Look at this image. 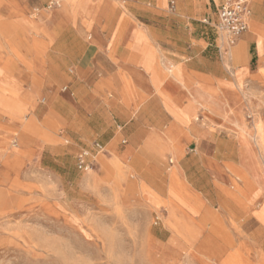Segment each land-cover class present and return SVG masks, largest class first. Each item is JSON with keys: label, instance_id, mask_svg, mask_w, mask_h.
Segmentation results:
<instances>
[{"label": "rangeland", "instance_id": "obj_1", "mask_svg": "<svg viewBox=\"0 0 264 264\" xmlns=\"http://www.w3.org/2000/svg\"><path fill=\"white\" fill-rule=\"evenodd\" d=\"M46 2L0 0V264H264V38L252 20L264 0H250V42L227 54L169 13L124 19L117 1ZM76 33H147L165 50L164 81L178 61L210 67L213 103L189 118L205 139L154 160L121 154L119 140L79 172L77 151L53 141L63 128L34 117L46 110L37 74L61 46L78 48Z\"/></svg>", "mask_w": 264, "mask_h": 264}, {"label": "crops", "instance_id": "obj_2", "mask_svg": "<svg viewBox=\"0 0 264 264\" xmlns=\"http://www.w3.org/2000/svg\"><path fill=\"white\" fill-rule=\"evenodd\" d=\"M110 1L121 5L119 12L124 19L131 16L138 20L141 12L151 8L159 16L171 14L173 20L187 25L200 23L211 37L207 46H214L220 54H227L232 47L216 29L223 0H168L166 7V0ZM259 9L257 6L252 20L264 38V24L260 22L264 19ZM71 37L80 42L78 48L61 46L57 50L60 56L55 54L59 62L37 74L36 81L42 84L35 85L44 95L46 110L34 117L63 128L52 134L53 141H64L70 152L77 151L76 169L77 154L93 150L95 142L104 147V154L95 157L94 167L107 155V147L118 148L119 140L123 145L121 154L133 152L139 160L153 154L149 159L154 160L159 159L157 153L177 156L182 148L205 139L204 126L190 122L189 118L213 103L206 92L213 84L210 67L178 61L176 77L164 81L161 73L166 67L165 50L159 43L152 49V38L147 33H132L128 37L124 33H94L91 42L81 33ZM241 37V43L252 39L248 34ZM238 45L230 56L237 53ZM62 84L67 93H60ZM98 122L105 134L92 130L90 124ZM198 164L199 169L204 168L202 162Z\"/></svg>", "mask_w": 264, "mask_h": 264}, {"label": "built area", "instance_id": "obj_3", "mask_svg": "<svg viewBox=\"0 0 264 264\" xmlns=\"http://www.w3.org/2000/svg\"><path fill=\"white\" fill-rule=\"evenodd\" d=\"M61 6V0H47L45 10L50 11ZM251 17L250 0H223L218 8L216 29L228 46H233L247 31ZM93 150H83L76 156V167L80 172L93 170L95 157L104 154V147L93 144Z\"/></svg>", "mask_w": 264, "mask_h": 264}]
</instances>
